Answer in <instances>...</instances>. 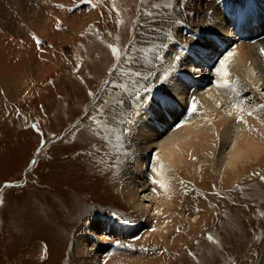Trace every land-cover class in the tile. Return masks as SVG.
I'll return each instance as SVG.
<instances>
[{
	"label": "rangeland",
	"instance_id": "1",
	"mask_svg": "<svg viewBox=\"0 0 264 264\" xmlns=\"http://www.w3.org/2000/svg\"><path fill=\"white\" fill-rule=\"evenodd\" d=\"M107 1L0 0V200L4 201L0 204V264H17V261H20L19 264H58L57 261L60 264H70L68 255L73 240L91 221L101 217L112 222L119 218L121 221L118 220V223L137 226L134 234L126 238L128 243H112L111 248L119 245L120 250L127 251V254L131 250L134 252L131 256L129 253L128 258H118V264H123L124 261V264H138L139 261V264H264L262 126L253 130L255 134L252 145L243 149L238 157L230 158L226 155L233 148L240 149L232 147L233 130L230 129L224 137H216V141L210 144V149L205 148L203 154L193 159L197 170L193 177L186 176L187 169L169 164V157L166 159L165 153L158 151V147L153 144H150L144 155H135L133 159L136 163L145 159L146 178L152 166L163 174L160 196L165 195L171 199L168 206L155 201L151 195L148 197V193L152 194L154 185L146 180L145 187H141L139 183L141 180L145 181V178L134 179L132 193L121 191L124 177L121 165L127 157L129 159V155L124 156L122 153L124 150L130 153L129 148L124 141V148L117 151L113 141L106 142L101 135H97V124L88 117L97 116L102 105L106 113L109 109H126L129 114L135 111V104L120 106L114 103L121 98L128 101L129 97L111 81L117 72L126 71L129 67L147 73V68L154 65L157 56L149 53L148 59L152 64L148 65L139 49L152 46L157 41L156 34L161 27L166 25L174 31L179 24L182 26V42L188 41L190 36L187 26L166 18L169 9H172L180 18L183 16L182 19H185L186 14L181 10L185 9L186 0H179V6L177 0H171L172 8L163 6L168 0H111V4ZM212 3L217 5V0H204L203 5L206 7ZM142 5L146 7L143 8ZM117 6L121 8L118 9ZM245 10L246 8L236 9L232 11L233 14L231 12L225 16L229 29L224 28V34L228 38L217 29L212 32V45L208 46L209 50L201 53L206 61L210 58L212 68L209 71L211 76L202 84V92L212 89L210 92L224 104L219 93L224 94L229 89L233 91V86H236V90L242 91V102L238 106L251 112L252 109L264 106V88L260 90L255 85L258 79L253 67L248 65L244 69L241 80L232 73V86H225L223 89L220 88L224 80L215 75L213 69L220 66V61L233 51L235 44L254 43L264 37V10L262 20L258 22L251 16H245ZM147 31L150 32L147 34ZM150 33L153 34L147 36ZM140 35L146 40L138 38ZM157 43L161 42L157 41L155 44ZM109 45L116 47L122 58L126 54L133 59L139 58L140 63L132 65L130 62H121L113 55ZM215 47L217 51L211 53ZM163 50L165 48L160 51L161 55ZM20 51H25V54ZM7 53L16 57L8 55L11 56L10 60ZM159 63L157 65L160 67L164 66L163 62ZM8 64L13 68H9ZM113 64H117V68L113 69ZM180 77H184L190 84L188 78L183 75ZM151 78L147 82V87L151 89L150 97L155 94L152 91H156L149 84ZM120 79L131 86L127 77ZM105 81L109 83L106 84ZM177 101L175 99L176 107L181 112L182 105ZM191 109L192 105L187 112L190 113ZM207 111L208 108L196 109L195 116L190 121L193 122L192 127L198 128L206 124L209 131L214 128L213 124L219 117L215 116L214 111ZM223 111H227L225 104ZM99 119L103 120L104 117ZM113 121L109 118V123L116 128L121 127ZM33 124L37 125L39 131L32 127ZM177 125L175 123L171 127H165L162 134L155 138H165L167 132ZM127 127L129 128L127 125L125 131ZM148 138L153 143V137ZM244 143L246 145L248 142ZM199 148L204 149L202 146ZM220 154L224 156L221 157ZM209 156L211 159H208ZM226 161L229 164L225 167V173L219 175V165L222 163L223 168ZM167 166L169 169L165 170ZM181 170L183 174L180 173ZM6 182L12 186L4 187ZM157 186L155 183V187ZM155 206L159 214L162 212L158 219L151 214L152 207ZM196 214L199 218L194 223L192 219ZM34 217L38 218L37 221ZM44 217L47 221L42 220ZM7 222L9 223L6 224ZM61 225L65 226L62 228ZM58 229L66 230L58 232ZM30 233H36L35 238L32 237L34 235L30 238ZM24 235L29 237L25 238ZM4 236L7 240L1 238ZM209 236L213 242L209 240ZM154 238L159 239L160 241H156L159 243L155 244ZM32 239H37L38 244ZM62 241L64 244L60 243ZM19 243H24L22 245L25 247L22 248ZM60 244L69 248L65 249ZM110 244L108 240L103 247L107 248ZM58 245L61 249L52 248ZM46 246H50L49 249ZM127 248H131L130 251ZM52 249L54 252H51ZM8 250L15 253L10 252L11 257L8 256L9 259L5 260L8 258ZM67 251L69 252L66 253ZM109 251H102L103 257ZM133 256H138L136 262L133 261L135 258L132 260ZM108 259L104 264H108Z\"/></svg>",
	"mask_w": 264,
	"mask_h": 264
},
{
	"label": "bare ground",
	"instance_id": "2",
	"mask_svg": "<svg viewBox=\"0 0 264 264\" xmlns=\"http://www.w3.org/2000/svg\"><path fill=\"white\" fill-rule=\"evenodd\" d=\"M110 1L111 0H108L107 3H109ZM246 1L247 0H217V5L212 3L210 6H208V4H207L208 7L207 6L204 7V5H203L204 0H186L185 9L181 10V11H184L186 14L185 15L186 17L184 16L185 19H182L183 16L180 18V16H178V14L173 12L172 9H169V11L167 10L168 15L166 16V18L169 20H171V19L176 20L177 22H180L183 25L187 26L188 31H189L188 36H190V38L188 39V41L182 42V40L180 39L182 26H180L179 24L174 31H172L170 28H168L165 25L164 27H161L159 29L160 32L158 34H156L158 37V38L156 37V40L167 45V47H165V51L163 50L164 51L163 55L159 54V56L157 58H155L154 65L147 68V72L148 71H151L152 73L155 72V73H153L152 78H151V83H149V84H151L150 86L154 90H156V91H152V92H155L154 95L156 98H159L160 93L162 91H164L165 89H167L171 93V95L174 97V100H172L166 108L161 109L160 107L157 106L155 100L152 99V96L151 97L148 96V100L151 102L150 103L145 102L141 107H139L138 110H137V108L135 109L136 112L134 111L132 114H130L131 120H130V123L128 124L129 128L127 127V130H126V138L124 139V141L126 142L125 143L126 146L129 148L130 155H129V159L127 157L121 165V171H122V174L124 175L123 184L121 185V188H122L121 191L122 192L128 191V192L132 193V184H135L134 179L135 178H137V179L145 178V181L141 180V183H139L141 187H145L146 180H148V181L150 180L154 185V188L152 189V194L148 193V197H150V195H151L155 201L160 202L161 204H163V205L165 204L168 206L169 201L171 199L170 198L168 199V196H165V195L162 197L160 196V191H161V186H162L161 183L164 181L163 174L161 172H157L156 167L152 166V168L148 172V177L146 178L145 177L146 170H145V165H144L145 159H143L142 161H137L138 164L136 162H134V159H133V157L135 155H144L147 152V149L150 147V144L157 146L158 151L164 152L166 159H167V157H169V160H168L169 164H171L172 166H176L177 168L179 167L180 169H183V168L187 169L186 176L193 177L195 172H197V170L193 164V159L198 158L201 154H203V152L206 151L205 148H209L210 144L213 141H216V137H219V138L224 137L227 134V132L230 131V129L233 130L235 133L231 139L233 141L232 147L236 146L237 148H240V149L233 148L231 151L226 152V155L228 154V157H230V158L234 157V156L238 157L242 153L243 149H246L248 146L252 145L251 141H252L253 136L255 134V131H253V130L259 128L260 126H262V128H264V106H261L258 109L257 108L252 109L251 112H247L244 109H242L241 107H239L238 104L242 102V98H241L242 91L236 90L237 89L236 86H233V88H234L233 91H231V89H229L230 91H226V92H224V94L219 93L220 95H222L223 102L227 108V111H225V112L223 111L224 104L221 102V99H219V97L216 96L213 92H210L212 89H210V88L206 89L205 90L206 93L202 92V84H204V82L208 80V78H207L208 76H211V75H209V71L212 68H210L211 66L209 64L210 58H208V61H206V59H203V55H201V53L203 51L209 50L208 46L212 45V41H211L212 32L217 29L220 33L224 34V31L226 28H228V24H229V22L225 21L224 18L228 13H231L232 11L234 12L236 9L238 10L240 8L241 9L243 8V10H244L246 8V10L244 11L245 16H251L254 21H257L262 17L261 15H262L263 10H264V0H250V2H247V3H246ZM157 2H159V0ZM110 4H111V2H110ZM110 4H109V7L111 6ZM245 4H246V6H245ZM105 5L108 6V4H105ZM251 5L253 7H251ZM118 6H119V4H118ZM118 6H117L118 9L121 8ZM122 6L124 7V5H122ZM144 7H146V6H143V8ZM52 11H50V12H52ZM142 11H143V9H142ZM39 12H40V10H39ZM233 12H232V14H233ZM54 14H56V13L54 12ZM147 15H149V14H147ZM163 17L165 18V16H163ZM192 21H194L193 24H190V23H192ZM170 23H172V22H170ZM170 23H168V24H170ZM262 27H264V22L262 23ZM149 32L150 31H147V34ZM257 32H258V30L255 31V33H257ZM152 34L153 33H150L147 36H150ZM224 35H225V37L228 38L227 34H224ZM138 38H141L142 40H146V39L142 38L141 35ZM183 40H186V38ZM224 41L222 40V42H224ZM17 49H15V50H17ZM182 49H187V51H182ZM262 50H264V37L258 39L254 43L247 42L244 44L243 43L235 44L233 51L230 52L231 55L229 56L227 54V56H226L227 59L225 60V64L223 66H221V64H220V66L218 68L217 67L213 68V69H215V75H219L224 81L225 80L229 81V86H232V81L230 80L231 74L233 73L235 75H238L240 80H241L242 79L241 73L244 71V69L248 65H251L253 67L254 73L257 75V79H258V81L255 83V85L257 86V88L262 90L264 88V51H262ZM216 51H217V47H215L213 52H211V53H214ZM21 52L22 51H20V53ZM23 53H21V54H23ZM208 53H209V51L207 52V55H208ZM15 54L17 56V52ZM177 54L180 55L181 59L174 60L173 58ZM8 55H11V54L7 53L6 56H8ZM26 55L28 56V53ZM11 56H8L9 59ZM13 56H15V55H13ZM13 56H12V58H13ZM201 56H202V58H201ZM21 57L23 58L24 56H21ZM21 57H19L18 60H20ZM42 57H40V58H42ZM5 58L6 57H4V60H5ZM27 59H29V58H27ZM10 60H12V59H10ZM18 60L16 62H18ZM6 61H8V60L6 59ZM21 62H22V60H21ZM159 62H163L164 66L160 67L159 65H157V63H159ZM194 62H195V64H194ZM6 63H4V64L6 65ZM151 64L152 63H150V65ZM170 64L175 65L174 69L170 68ZM8 65H10V66H8L10 68L11 64H8ZM148 65H149V63H148ZM11 68H13V67H11ZM143 69H144V67H143ZM217 69H219V72H217ZM166 71L169 73L167 83H165L163 85L157 83V81L159 80V76L157 74L163 73ZM9 72H11V71H9ZM13 73L14 72H11V74H13ZM18 75H20V74H18ZM182 75L185 76V78L189 79L190 84L187 83V81H186V79H184V77L183 78L180 77ZM2 76H4V75H2ZM9 79H11V78H9ZM6 80H8V79H6ZM50 82H52V81H50ZM229 86H226V87H229ZM248 86H247V88H248ZM224 87L225 86H222L220 89H223ZM249 88H250V86H249ZM251 89L255 92H258V91H256L257 89H253L252 87H251ZM218 90H219V88H218ZM230 92H231V95H229ZM216 94H218V93L216 92ZM175 99L178 100L177 101L178 104L182 105L181 112H180L179 108L176 107ZM216 100H219V101L216 102ZM191 105H192V109L190 110L191 112L188 113L187 112L188 108ZM197 108H204V110H206L208 108L209 111L215 112V116L219 117L218 121L213 124L214 128H212L211 131H209V128H207L206 124H202L198 128L192 127L193 122L190 123V121H192V119L194 118ZM122 110H124V109H122ZM209 111H207V112H209ZM173 119H176V121L173 122ZM180 121H184V122H180ZM113 123H115V122L113 121ZM175 123H178V125L173 130H171L170 132H167V134L165 135V138L164 137H162L161 139L155 138L156 135L162 134V131L165 129V127H167V126L171 127ZM78 127H76V128H78ZM242 130H244V131H242ZM256 131H258V130H256ZM261 131L262 130H260V132ZM262 133H264V132L262 131ZM148 137H153V143L151 141V138H148ZM262 137H264V136H262ZM110 142H112V141H110ZM244 142H248V143L245 145ZM200 146L204 147V149H200L199 148ZM220 155H221V157L224 156L222 154H220ZM208 159H211V156H209ZM225 163H223L224 164L223 168H222V163H221V165H219V171H218L219 175H220V173L221 174L225 173V167L227 166V163L229 164V162L226 161ZM167 169H169L168 166L165 167V170H167ZM180 173L183 174L184 172H182V170H181ZM155 183L158 184L157 187H155ZM144 196H147V194H145ZM166 199H167V201H165ZM148 200H149V198H148ZM145 201H146V199H145ZM144 206L148 209L147 205H144ZM36 211L39 213L38 210H36ZM158 212H159V210H158L157 206L152 207L151 214L153 216L156 215L157 219L159 217H161V214H162V212L160 214ZM37 217H34V219L36 220ZM45 218L46 217H44V219H42V220L47 221V219H45ZM198 218H199V216H198ZM198 218H197V214H196L193 217L192 222L197 223ZM118 220H120V219L118 218ZM118 220H116V222H112V221H109L108 218L102 219V217H101V218H98L96 220L91 221V223L88 225V227L83 232L78 234L75 237V239L73 240L72 245H71V251L69 253L70 255H68V257L70 258L69 263L70 264H104V261L107 260V258H109L108 264H109V262H110V264H112V262L115 264V263L119 262L118 258H121V259L124 258L125 259V256H127L126 258H128L129 253H130L129 256H131V253H134V252H132V250H131V252H129L127 254V251L125 252V250H122V249L120 250L119 245L124 244V243H128L126 241V238H128L134 234L135 227H137V226L134 225V227L133 226L131 227V226H129L131 224L128 225V224H124V223H118L119 222ZM4 221H6V220H4ZM8 223L9 222H7L6 224H8ZM41 223H43V222L41 221ZM6 224H4V226ZM13 224H16V223L13 222ZM78 224H80V222ZM67 225H68V223H67ZM14 226H13V229L15 228ZM64 226L61 225L62 228ZM6 227L7 226H5V228ZM16 227H18V226H16ZM44 227H46V226H44ZM51 227H53V226H50V228ZM5 228L3 230H5ZM58 228H60V227L58 226ZM6 229H8V227ZM43 229H45V228H43ZM79 229H81V228H79ZM59 230L61 231L62 229H58V232H59ZM65 230L64 231L62 230V232H65ZM17 233H19V231H17ZM32 233H30L31 234L30 238L32 235L36 234V233H34V234H32ZM38 233H40V232H38ZM52 233H53V231H52ZM66 234H68V233H66ZM26 235H24L25 238H28L29 236L27 237ZM53 236H54V234H53ZM158 236H160V235H158ZM5 237L6 236L1 237V238H4L7 240V238H5ZM32 237L35 238V235ZM66 237L71 238V236H66ZM143 237L145 239V235H143ZM143 237L141 239H143ZM8 238H10V237L8 236ZM11 238H13V237H11ZM18 239L21 240V238H18ZM154 239H153L154 242L159 240L157 238H154ZM36 240H33V241H36ZM48 240H50V239H48ZM108 240H110L111 244L107 248L103 247V244L105 246L108 243ZM212 240H210V241H212ZM22 241H24V240H22ZM22 241H20V242H22ZM29 241H31V239L27 240V242H29ZM33 241L31 243L34 244ZM117 241H119V245H117V247H115V248H113V247L111 248L112 243L117 242ZM63 242L64 241H62L60 243H63ZM66 243H68V242H66ZM157 243H159V242H156L155 244H157ZM22 244H24V243H19V245H21V247L23 248L24 245H22ZM37 244H38V242H37ZM45 245H47V244L45 243ZM60 245L63 246L62 244H60ZM35 246L36 245H34L32 248L34 249ZM47 246H46V248L49 249L50 246L49 247H47ZM61 246L58 245V247L57 246L56 247L51 246V247L61 249L60 248ZM127 246L128 245H126V247ZM63 247L65 248V246H63ZM102 247L105 249H103ZM64 248H63V250H65L67 247L65 249ZM26 249H27V247H26ZM26 249H20V251L26 250ZM129 249H131V248H127V250H129ZM13 250H8V253H7L8 255H6V257H8L10 252H12ZM107 250L108 251L110 250V251L105 253L106 256L103 257L102 251H107ZM52 251H53V249L51 250V252ZM55 251H57V249H55ZM23 252H25V251H23ZM68 252L69 251H67L66 253H68ZM13 253H15V251H13ZM26 253H27V251H26ZM53 254L51 253V255H53ZM141 254H143V253H141ZM21 255H22V253H21ZM9 257H11V256H9ZM9 257L5 260H8ZM105 257H107V258H105ZM134 258L135 257L133 256L132 260ZM136 258L133 261H135ZM152 258H149V259H152ZM15 259H17V258L15 257ZM149 259H148V262H150ZM12 260H11V262H12ZM26 260H28V259H26ZM40 260L43 261V258H40ZM141 261L145 262L146 260L142 259ZM17 262L20 263V261H17ZM57 262H58V264H60V261H57ZM61 262H63V261L61 260ZM124 262H123V264H124ZM19 263H17V264H19ZM49 263H52V262L50 261ZM132 263H130V264H132ZM139 263H140V261H139ZM145 263H147V262H145ZM26 264H28V263H26ZM157 264H159V263H157Z\"/></svg>",
	"mask_w": 264,
	"mask_h": 264
},
{
	"label": "snow or ice",
	"instance_id": "3",
	"mask_svg": "<svg viewBox=\"0 0 264 264\" xmlns=\"http://www.w3.org/2000/svg\"><path fill=\"white\" fill-rule=\"evenodd\" d=\"M159 6L160 5H153V7H159ZM163 6L165 8H172L173 4L171 0H168V2L165 3ZM177 6H179V0H177ZM109 47L112 48L113 55L116 56L117 59L121 60V62L123 63L130 62V64L132 65L140 63L139 58L133 59L131 56H127L126 54L122 58L119 54V50L116 47H114L113 45H109ZM165 47H167V45L163 43H160L158 45L153 43L152 46L142 47L141 49H139V51L143 53V58L145 63H151V61L148 59L149 53H151L153 56L158 57L160 51ZM182 51H187V49H182ZM228 55L230 56L231 53H228ZM173 59L179 60L181 59V57L179 54H177ZM226 59L227 57H225V59H222L220 61L221 66L225 64ZM174 67H175L174 64H170L171 69H174ZM112 68L113 69L117 68V64H113ZM217 71H219V69H217ZM152 75L153 73L151 71H148L145 74V72L134 69L132 67H129L126 71L121 70L117 72L111 83L115 85L117 88H119L121 91H123L124 94L129 97V100L125 101L123 98H121L115 101L114 103L120 106H123L125 103L135 104L137 108L141 107L145 102L150 103L151 101L148 100V96L151 93V89L147 87V82L150 80ZM157 75L159 76V80L157 81V83L161 85L167 83L169 76V73L167 71L163 73H158ZM122 77H127V79L131 82L130 87L127 83L121 82L120 78ZM105 83L107 84L109 82L105 81ZM222 86H229V81L225 80ZM152 99L155 100L158 107L164 109L168 106V104L172 100H174V97L167 89H165L160 93L159 98H156L155 95L153 94ZM105 103L107 104V102ZM101 116L104 117L103 120L99 119V117ZM88 118L93 120L97 124V127L99 129L97 135H101L104 141L106 142L110 140L113 141L117 151H120V149L124 148V139L126 138L125 128L130 123V114L126 111V109L123 111L109 109V111L106 113L104 111V106L102 105L101 108L98 110L97 116H89ZM109 118L114 120L115 123L119 124L121 127L116 128L114 124L109 123ZM32 127L34 129H37V131H39L36 124H33ZM104 133H113L115 135L110 136V135H105ZM39 151L40 149L38 148L37 152ZM122 154L124 156L130 155V153L127 150H124ZM33 163H35V161H33ZM11 186L12 185L9 184L8 182H6L4 185V187H11ZM3 202H4L3 200H0V204H2ZM209 239H211V237H209ZM116 243L119 244V241H117Z\"/></svg>",
	"mask_w": 264,
	"mask_h": 264
},
{
	"label": "trees",
	"instance_id": "4",
	"mask_svg": "<svg viewBox=\"0 0 264 264\" xmlns=\"http://www.w3.org/2000/svg\"><path fill=\"white\" fill-rule=\"evenodd\" d=\"M29 125V124H28Z\"/></svg>",
	"mask_w": 264,
	"mask_h": 264
}]
</instances>
